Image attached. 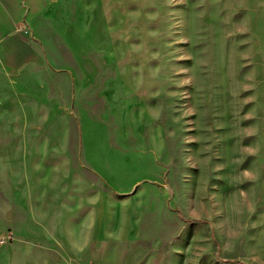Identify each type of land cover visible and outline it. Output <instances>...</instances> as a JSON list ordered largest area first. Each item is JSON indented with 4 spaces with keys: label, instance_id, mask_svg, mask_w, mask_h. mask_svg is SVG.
Masks as SVG:
<instances>
[{
    "label": "rangeland",
    "instance_id": "374dc122",
    "mask_svg": "<svg viewBox=\"0 0 264 264\" xmlns=\"http://www.w3.org/2000/svg\"><path fill=\"white\" fill-rule=\"evenodd\" d=\"M51 20L0 65V264H264V0Z\"/></svg>",
    "mask_w": 264,
    "mask_h": 264
},
{
    "label": "crops",
    "instance_id": "0c3cea01",
    "mask_svg": "<svg viewBox=\"0 0 264 264\" xmlns=\"http://www.w3.org/2000/svg\"><path fill=\"white\" fill-rule=\"evenodd\" d=\"M56 1L0 0V65L3 68H12L16 72H21L25 65L34 63L32 57H27V53H31L32 48L26 44L23 35L25 33L28 35V31L36 35V27H33V22L36 20L49 19V21H52L51 17L55 12V5L58 4V0ZM29 163L36 164V158H29ZM86 171L93 183L101 184L97 173L91 169ZM102 190L105 191L104 186ZM67 203L68 201H66ZM70 204H72V201H70ZM66 206L68 207V204ZM68 211L72 213V210ZM72 220V218L69 221L67 220L66 228L72 223Z\"/></svg>",
    "mask_w": 264,
    "mask_h": 264
}]
</instances>
